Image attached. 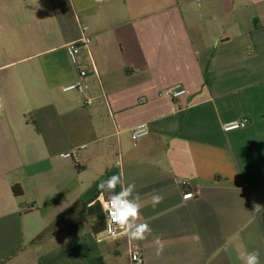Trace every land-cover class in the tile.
I'll return each mask as SVG.
<instances>
[{"label":"crops","instance_id":"1","mask_svg":"<svg viewBox=\"0 0 264 264\" xmlns=\"http://www.w3.org/2000/svg\"><path fill=\"white\" fill-rule=\"evenodd\" d=\"M0 102V264H242L238 248L264 264V0H0ZM113 174L147 239L106 238Z\"/></svg>","mask_w":264,"mask_h":264},{"label":"clouds","instance_id":"2","mask_svg":"<svg viewBox=\"0 0 264 264\" xmlns=\"http://www.w3.org/2000/svg\"><path fill=\"white\" fill-rule=\"evenodd\" d=\"M2 107L3 104L0 102V108ZM138 128L144 129L143 135L148 134L146 125H140ZM118 184H121L122 188L117 193L115 189ZM134 189V183L128 184L126 187L123 186L121 174H113L98 185L99 195L97 201L105 214L108 232L115 236L126 237L129 241L145 240L152 231L147 223H137L140 219L142 204L138 194L133 197ZM162 201L163 196L153 195L151 198L152 207L155 208ZM155 244L157 245L156 255L159 256L163 253L164 244L159 237L155 239ZM237 254L242 264H260L258 251H247L238 248Z\"/></svg>","mask_w":264,"mask_h":264},{"label":"built area","instance_id":"3","mask_svg":"<svg viewBox=\"0 0 264 264\" xmlns=\"http://www.w3.org/2000/svg\"><path fill=\"white\" fill-rule=\"evenodd\" d=\"M87 30H88L87 27H83L82 28V32H83L82 37L80 39L74 41V42L69 43V45H68V48H69L70 53H71V58H72L73 62L78 66L79 77L81 80L86 79L89 75V72L85 68H82L79 64L80 63V57L83 54V52L90 53L89 51H90L91 37L86 34ZM90 63L93 66L95 74L98 75V71H97L96 67L94 66V63L92 62V60L90 61ZM63 91L64 92H69V91L79 92L81 97H82V102H83L84 107H92L95 105V98L89 92L88 86L86 84H84L83 82H75L73 84H70V85L64 87ZM186 94H187V90L180 84L175 85L174 87H172L169 90V96L173 100L180 99L181 97L185 96ZM248 124H249V119L243 118L240 120H235V121L225 123L223 126V129L225 132H230V131L240 130V129L246 128L248 126ZM142 125H146V124H142ZM147 129H148V134L143 135L144 129L138 128V126L135 127L132 130L133 139L135 141H137L141 138L148 136L150 133L148 126H147ZM82 148H85V146H83ZM193 197H194V194L192 192L186 190V192L184 194V198L189 199V198H193ZM105 220H106V217H105ZM105 235H106V238H108V239H117V238L121 237V236H115L112 233L108 232L107 225H106ZM99 239H101V238H99ZM131 260H132L133 264H144V262H145L144 253L141 250L131 251Z\"/></svg>","mask_w":264,"mask_h":264},{"label":"trees","instance_id":"4","mask_svg":"<svg viewBox=\"0 0 264 264\" xmlns=\"http://www.w3.org/2000/svg\"><path fill=\"white\" fill-rule=\"evenodd\" d=\"M13 192L18 197H20V196H22L24 194V191H23L22 187H20V186H14L13 187Z\"/></svg>","mask_w":264,"mask_h":264}]
</instances>
